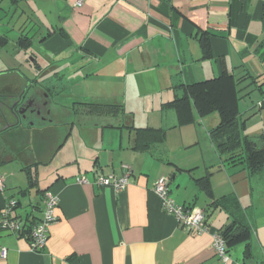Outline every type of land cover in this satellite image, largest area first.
<instances>
[{
    "label": "crops",
    "instance_id": "1",
    "mask_svg": "<svg viewBox=\"0 0 264 264\" xmlns=\"http://www.w3.org/2000/svg\"><path fill=\"white\" fill-rule=\"evenodd\" d=\"M201 31L208 32L210 58L202 56ZM24 35L30 44L20 38ZM0 37V94H8V103L38 85L51 102L56 82L68 75L72 82L95 83L104 91L73 103L124 106L118 115L71 110L103 122L89 127L85 141L72 139L60 164L56 154L67 146L69 133L63 138L53 130L48 102L40 124L24 121L0 130L5 136L0 247L6 248L0 264H264V168L252 173L243 163L226 160L210 134L218 114L197 115L195 122L176 126L174 110L161 108L180 93L181 84L218 77L225 67L235 77L255 80L241 92H248L241 99L255 90L260 95L248 116L240 113L245 125L264 113V0H0ZM19 54L32 58L21 62ZM21 68L41 73L29 77ZM35 76L36 83L27 80ZM75 120L62 122L71 124V134ZM129 126L163 128L166 137L139 149ZM244 128L264 145V120L258 128ZM37 134L48 137L46 143L39 145ZM32 142L36 153L21 151ZM47 163L54 166L40 169ZM123 165L130 169L123 188L96 182L99 175L123 174ZM161 175L169 177V196L176 203L204 209L207 231L189 230L163 211L153 190ZM77 177L87 182L78 183ZM47 189L57 196L56 219L44 247L34 251L28 226L43 217ZM11 199L16 205L8 217ZM6 219L21 222L19 231L2 228ZM233 222L249 234L225 243L223 261L212 233Z\"/></svg>",
    "mask_w": 264,
    "mask_h": 264
},
{
    "label": "trees",
    "instance_id": "2",
    "mask_svg": "<svg viewBox=\"0 0 264 264\" xmlns=\"http://www.w3.org/2000/svg\"><path fill=\"white\" fill-rule=\"evenodd\" d=\"M207 35V31H201L197 37L204 58L212 56ZM20 38L27 40V44H30L31 38L26 35ZM0 40L4 39L0 37ZM27 44L25 47H28ZM27 78L33 82L32 84L37 82L36 76ZM247 78H250V81L242 86ZM253 83H255L254 78L249 76L235 77L223 67L222 73L218 77L191 84H181L179 86L180 93H175L171 100L162 104L161 108L174 110L177 118L176 126L195 122L197 115L218 114L219 121L210 132L216 148L226 154L227 161L231 163L241 162L249 172H257L264 168V145H257L243 133L245 119L240 118L239 111L240 99L248 94V92L245 94H241V92ZM260 86L257 85V88ZM73 105L78 106L77 108L73 107L75 114L83 112L103 116L107 114L118 115L124 112L122 105L118 103L77 101ZM129 127L132 128L133 126ZM133 129L136 146H140L139 149H146L152 143H161L166 137V130L163 128L146 126L133 127ZM33 166L36 164L31 165L30 168ZM30 168L26 167L25 169ZM32 182L33 180L30 178V183ZM29 229H31V225L28 226V233ZM218 233L230 246L236 241L248 237L249 231L243 224L237 225L233 222L219 229Z\"/></svg>",
    "mask_w": 264,
    "mask_h": 264
},
{
    "label": "built area",
    "instance_id": "3",
    "mask_svg": "<svg viewBox=\"0 0 264 264\" xmlns=\"http://www.w3.org/2000/svg\"><path fill=\"white\" fill-rule=\"evenodd\" d=\"M258 104L260 105V103ZM123 169L124 173L118 176L114 174L99 175L96 178V182L100 185H112L115 189H121L128 183V175L130 174V169L127 165H123ZM76 181L78 183H86L87 179L85 177H77ZM168 181L169 177L167 175H161L156 179L153 187L155 194L161 202L163 211L174 216L178 223L189 230H194L197 233L207 231L209 228L206 224V213L204 209L176 203L169 196ZM3 184L4 178L0 174V191L3 189ZM44 197L45 207L43 217L29 231L30 248L34 251H38L44 247L48 237V227L56 219L54 210L58 203L57 196L47 189L44 192ZM15 205L16 200L11 199L8 201L5 216H8L10 209ZM1 227L11 231H19L21 222L6 219L1 224ZM212 245L217 256L223 261H226L228 257L225 253V241L218 232L212 233ZM5 256L6 248L0 247V257L4 258Z\"/></svg>",
    "mask_w": 264,
    "mask_h": 264
},
{
    "label": "rangeland",
    "instance_id": "4",
    "mask_svg": "<svg viewBox=\"0 0 264 264\" xmlns=\"http://www.w3.org/2000/svg\"><path fill=\"white\" fill-rule=\"evenodd\" d=\"M31 59V55H27L24 56L23 54H19L18 59L21 60V62H24L23 59ZM29 59V60H30ZM21 70L27 75V76H31L30 72L27 70H24L23 68H21ZM110 77H106L104 79H107ZM121 78H118L117 80L120 82ZM70 77H68V75L64 76V78L59 81L56 82L57 86H59V88H57V93H53V98L51 100V102H48L47 106L49 108V112L46 115L47 119H53L54 121H52L53 126V130L59 132L60 134H62L63 132V138H64V134L65 132L68 130V142H67V146L65 145V148H61L58 153L56 154V163L60 164L61 163V154L65 153L66 155L69 153V146L71 144L72 139L75 141H78V139L80 140H86L87 138V134L90 133L89 127H91V125L93 124L95 127V124L98 125L99 122H103L100 118H95V117H91V116H84L81 114H78L77 116L73 115L72 111L73 110V101L75 100H84L86 99H90V95L94 92H96L95 95H101L104 94L103 89L99 88L97 85L90 83H87L86 81H78V82H72L69 80ZM128 80V79H127ZM39 87V85H38ZM106 87L110 89V85L106 83ZM40 88V87H39ZM128 88V87H127ZM91 89V92H90ZM93 95V96H95ZM257 98L260 99V95L258 94V92L255 90L250 94V97L241 99L239 102V111L240 113L243 115L242 118L248 116L250 114L249 109H250V105L254 102H256ZM258 99V100H259ZM258 104V103H256ZM124 106L122 105V108ZM256 107H258V105H256ZM264 112V110H262ZM46 112V111H45ZM44 112V114H46ZM255 118L249 117L248 119V123H246L245 126H250L252 125V128H258L263 124V120H264V113H257L256 115H254ZM77 118V119H76ZM76 119V120H75ZM72 120H75L74 123V127L71 129L72 130V134L70 132V128H71V124H63L62 122H68L70 123ZM251 120V121H250ZM104 122H108V120H105ZM93 127V129H94ZM252 130V129H250ZM246 132V129L244 128L243 133ZM177 133V132H175ZM39 135V134H37ZM49 136V135H48ZM5 136L1 135L0 136V147L2 146V140L4 141ZM48 140V137H46L44 134H40L37 138V141L40 142L38 143L39 145H43L44 143H46V141ZM62 140V139H61ZM31 140H29L30 142ZM60 142V141H59ZM31 146H29L27 143L25 144V146L23 147V150L21 149L22 152L25 153H36L35 150V146L32 143H30ZM59 145V144H58ZM63 146V145H62ZM61 146V147H62ZM34 148V149H33ZM182 152V151H181ZM196 151H194L195 153ZM51 153V152H50ZM50 153H47V155L49 156ZM16 155V154H15ZM17 156V155H16ZM73 157V156H71ZM46 160L49 161L48 157H44ZM69 158V157H68ZM79 159H81V157H79ZM47 164H42L40 165V169H42L43 167L45 169H50L51 167L54 166V164L48 165ZM40 172L43 173L42 170H40Z\"/></svg>",
    "mask_w": 264,
    "mask_h": 264
},
{
    "label": "flooded vegetation",
    "instance_id": "5",
    "mask_svg": "<svg viewBox=\"0 0 264 264\" xmlns=\"http://www.w3.org/2000/svg\"><path fill=\"white\" fill-rule=\"evenodd\" d=\"M30 73L41 72L31 71ZM28 88L29 89H27V92L24 91L26 92L25 95L18 94L16 98H13L9 103L6 101L8 94H0V130H3L6 127L16 126L19 123H23L24 121H27V123L40 124L41 118L45 116L44 110L48 99L45 100L42 97L41 90L38 86ZM20 95L24 96V98L13 105ZM12 105L13 111H11L9 108V106Z\"/></svg>",
    "mask_w": 264,
    "mask_h": 264
},
{
    "label": "water",
    "instance_id": "6",
    "mask_svg": "<svg viewBox=\"0 0 264 264\" xmlns=\"http://www.w3.org/2000/svg\"><path fill=\"white\" fill-rule=\"evenodd\" d=\"M22 99V96L20 95L17 100L14 102L13 105H15L17 102H19L20 100ZM13 105L12 106H9L10 110L13 111Z\"/></svg>",
    "mask_w": 264,
    "mask_h": 264
}]
</instances>
